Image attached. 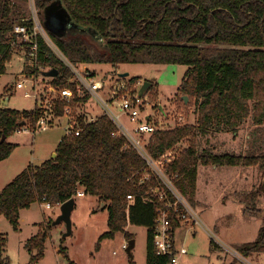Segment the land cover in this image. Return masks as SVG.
<instances>
[{"label":"trees","instance_id":"1","mask_svg":"<svg viewBox=\"0 0 264 264\" xmlns=\"http://www.w3.org/2000/svg\"><path fill=\"white\" fill-rule=\"evenodd\" d=\"M57 1L78 29L63 37L47 31L73 63L188 67L179 85V100L184 107L195 106L196 122L158 129L147 149L154 158L176 151L167 171L177 175L174 182L193 207L201 165L257 166L264 171V0H34L42 23L44 9ZM29 4L30 0H0V75L7 71L17 48L27 49L15 26L33 25ZM39 43L40 64L59 71L53 84L76 89L69 83L70 69L41 36ZM26 68L27 72L37 71L27 64ZM131 79L135 83L139 76ZM152 83L148 92L154 88ZM183 96L189 97L188 102ZM57 108L62 115V105ZM38 116L36 111L0 108V140L6 136L0 143V161L17 146L8 137L28 122L33 125ZM249 120L253 128L247 151L217 153L201 146L202 138L220 131L238 133ZM115 131L113 121L103 115L86 125L80 135H66L55 157L39 165L28 164L0 189V216L17 229L23 208L35 201L59 206L83 189L107 204L109 230L101 240L118 231L132 237L126 231L128 223L145 226L147 264H169V254L156 253L155 220L174 196L167 191L162 198V185L155 178L138 183L135 173L146 161L136 149L125 148L126 139L114 136ZM260 186L264 188V182ZM180 214L174 208L169 210L174 238L183 224ZM46 237L43 231L26 243L30 250L38 249L34 258L42 257ZM6 239L0 228V264H7ZM212 243L217 246L214 240ZM238 250L243 255L264 252V226L258 239ZM68 264L76 263L70 259Z\"/></svg>","mask_w":264,"mask_h":264},{"label":"rangeland","instance_id":"2","mask_svg":"<svg viewBox=\"0 0 264 264\" xmlns=\"http://www.w3.org/2000/svg\"><path fill=\"white\" fill-rule=\"evenodd\" d=\"M35 12L33 2L29 4ZM45 27V26H44ZM51 40L53 37L48 33ZM7 71L0 75V108H15L20 111H34L36 100L17 88L26 68V51L17 48ZM99 78L117 72H129L144 82H154V88L144 97L145 112L154 116L164 127L174 126L175 116L180 112L187 116V123H195V106H182L179 100V85L188 67L180 64L157 65L126 63L112 66L108 63L90 64ZM155 96H154V94ZM162 107V108H161ZM97 112L100 110H96ZM26 119L29 120L27 117ZM32 126V125H31ZM252 124L249 122L238 133L220 131L201 139V146L211 147L217 153H243L249 148ZM67 135L64 119L57 120L46 129L32 127L28 131H15L8 137L17 146L0 164V188L12 180L28 164H41L53 158L60 141ZM185 145V144H183ZM5 163V162H4ZM9 167V176L3 168ZM16 172V173H15ZM195 211L198 222L179 228L176 240L187 248L181 255V264H264V252L243 255L238 249L258 239L264 226V171L257 166H204L198 171ZM257 189L259 193H253ZM102 202L97 196L85 194L75 196V208L71 215L72 233L65 235V221L57 223L61 208H47L45 203L33 202L20 212L19 227L16 229L5 216H0V228L6 234L5 257L7 264H147L148 229L145 226L128 223L126 231H118L111 237L101 236L109 230L108 208L100 209ZM46 232L45 248L41 258L38 249L30 250L26 243L41 232ZM136 240L132 250L127 246ZM214 240L218 246L212 243ZM100 243V244H98ZM68 254L69 257H67ZM70 258V259H69Z\"/></svg>","mask_w":264,"mask_h":264},{"label":"built area","instance_id":"3","mask_svg":"<svg viewBox=\"0 0 264 264\" xmlns=\"http://www.w3.org/2000/svg\"><path fill=\"white\" fill-rule=\"evenodd\" d=\"M30 1L35 7V12H32L31 9L34 23L32 26L18 24L15 26V32L20 35L23 43L27 44V49H25L26 64L37 71H26L22 75L23 79L18 81L17 88L24 89L26 96L35 98L34 111L39 116L33 125L28 122L16 131H28L32 127L46 129L53 126L57 120L64 119L67 135H80L86 125L98 120L103 115L108 116L116 126L113 135L123 136L126 139L124 147L136 149L146 161V166L135 173L139 176L138 183L142 184L155 178L162 185L160 190L162 198L167 196V191H170L174 196V201H169L166 209L158 211L155 220L154 243L158 255L169 254L171 256L169 264H181V255L187 254L188 250L185 246L177 247L175 243L171 233L172 222L169 210L174 208L181 212L182 223H190L189 226H193V222L194 224L198 222L197 213L195 207L177 188L174 182V177L177 175L173 176L167 171V166L174 159L176 151L172 149L159 158H154L147 149L150 137L154 132L158 129L172 128V126L164 127L163 123L145 112V96L139 94L143 85L142 79L139 78L133 83L131 81L133 76L122 77L121 72L116 74L112 72L99 78L89 63L76 64L70 61L57 44L51 40L47 29L39 18L34 0ZM39 36L70 69L72 77L69 79V83L75 84L76 89L72 86L55 85L53 84L55 77L43 74V71L49 68L39 62ZM58 104L62 105V115L58 114ZM97 109L100 111L97 112ZM174 122V126L186 124L187 116L185 113L179 112L175 116ZM85 194V191L80 189L76 196ZM128 197L131 199L132 195L130 194ZM43 203L47 208L54 207L50 202ZM127 247L126 244L123 245V248L127 249Z\"/></svg>","mask_w":264,"mask_h":264},{"label":"water","instance_id":"4","mask_svg":"<svg viewBox=\"0 0 264 264\" xmlns=\"http://www.w3.org/2000/svg\"><path fill=\"white\" fill-rule=\"evenodd\" d=\"M44 26L47 30H49L52 34L63 37L67 34L68 28L71 27V29H78V26L72 21V18L70 14L68 13L67 9L63 6L61 1L53 2L48 7L44 9ZM43 74L48 77H56L59 74V71L57 68H51L48 70L43 71ZM129 72H121L120 75L122 77L129 76ZM152 81L145 80L143 82V85L140 88L139 94L141 96H144L147 91L152 86ZM183 98L188 102L189 97L183 96ZM162 108V107H161ZM24 124V122H23ZM6 139V136H3L0 140V143L3 142ZM56 156V152L54 153V156ZM106 203L102 202L100 209L106 208ZM61 208V215L57 221V223L61 221H65L67 224V232L65 235H70L72 233V220L71 215L75 208V198H72L60 206ZM136 240L131 239L130 243L127 247L128 253L131 257H133L132 250L135 247Z\"/></svg>","mask_w":264,"mask_h":264},{"label":"crops","instance_id":"5","mask_svg":"<svg viewBox=\"0 0 264 264\" xmlns=\"http://www.w3.org/2000/svg\"><path fill=\"white\" fill-rule=\"evenodd\" d=\"M6 160H7V159H4V160L0 161V164H6V162H7ZM4 162H5V163H4ZM22 170H23V169H22ZM22 170H21V171H22ZM21 171H20V172H21ZM2 172H3V174L6 172V175H5V176H8V175H9V173H8V172H9V167L5 166V167L3 168V170H2ZM20 172H19V173H20ZM12 173H13V172H12ZM12 173H11V174H12ZM15 173H16V172H15ZM11 174L7 177V179H8V178H9V179H12V178H10V177H11ZM10 181H11V180H9V182H10ZM3 187H4V186H3ZM3 187H2V188H3ZM2 188H0V189H2ZM182 228H184L183 230H186V232H188V231H190V230H193V229H189V228H188L187 226H185V225H182ZM174 239H175V243H176L177 247L184 246L183 243L180 244V243L177 242V240H176V236H175ZM215 243H216V242H215ZM216 244H217V243H216ZM218 245H219V244H217V246H218ZM219 246H220V245H219Z\"/></svg>","mask_w":264,"mask_h":264},{"label":"flooded vegetation","instance_id":"6","mask_svg":"<svg viewBox=\"0 0 264 264\" xmlns=\"http://www.w3.org/2000/svg\"><path fill=\"white\" fill-rule=\"evenodd\" d=\"M68 29H69L68 31L72 30L71 27H69ZM67 33H68V32H67Z\"/></svg>","mask_w":264,"mask_h":264}]
</instances>
